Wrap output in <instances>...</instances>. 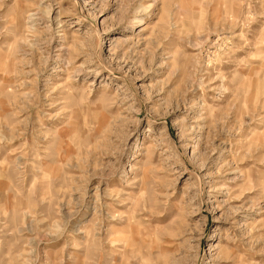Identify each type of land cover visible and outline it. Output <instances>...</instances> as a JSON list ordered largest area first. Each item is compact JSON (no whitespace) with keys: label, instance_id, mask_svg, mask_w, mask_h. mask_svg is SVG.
I'll use <instances>...</instances> for the list:
<instances>
[{"label":"rangeland","instance_id":"1","mask_svg":"<svg viewBox=\"0 0 264 264\" xmlns=\"http://www.w3.org/2000/svg\"><path fill=\"white\" fill-rule=\"evenodd\" d=\"M0 264H264V0H0Z\"/></svg>","mask_w":264,"mask_h":264}]
</instances>
